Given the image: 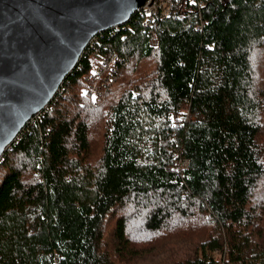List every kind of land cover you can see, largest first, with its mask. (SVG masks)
I'll return each instance as SVG.
<instances>
[{
	"label": "trees",
	"instance_id": "obj_1",
	"mask_svg": "<svg viewBox=\"0 0 264 264\" xmlns=\"http://www.w3.org/2000/svg\"><path fill=\"white\" fill-rule=\"evenodd\" d=\"M153 27L98 31L0 154V264H264V0Z\"/></svg>",
	"mask_w": 264,
	"mask_h": 264
},
{
	"label": "water",
	"instance_id": "obj_2",
	"mask_svg": "<svg viewBox=\"0 0 264 264\" xmlns=\"http://www.w3.org/2000/svg\"><path fill=\"white\" fill-rule=\"evenodd\" d=\"M144 0H0V154L51 98L89 38Z\"/></svg>",
	"mask_w": 264,
	"mask_h": 264
},
{
	"label": "built area",
	"instance_id": "obj_3",
	"mask_svg": "<svg viewBox=\"0 0 264 264\" xmlns=\"http://www.w3.org/2000/svg\"><path fill=\"white\" fill-rule=\"evenodd\" d=\"M190 3H193L197 7L200 6L203 0H188ZM173 0H144L143 3L137 10L142 21V24L146 28L147 42L150 46H157V35L154 30V22L157 18L167 16L170 12ZM114 26V25H112ZM96 38V33L93 34L86 45H91ZM108 75L105 76L106 79ZM186 164V159L182 158L178 160L177 168L183 167Z\"/></svg>",
	"mask_w": 264,
	"mask_h": 264
},
{
	"label": "rangeland",
	"instance_id": "obj_4",
	"mask_svg": "<svg viewBox=\"0 0 264 264\" xmlns=\"http://www.w3.org/2000/svg\"><path fill=\"white\" fill-rule=\"evenodd\" d=\"M163 251H158L154 254H147L146 256L139 257V264H153L155 263L158 259L163 258Z\"/></svg>",
	"mask_w": 264,
	"mask_h": 264
}]
</instances>
